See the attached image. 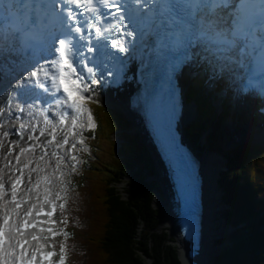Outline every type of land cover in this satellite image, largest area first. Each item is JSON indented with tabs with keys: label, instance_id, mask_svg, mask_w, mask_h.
<instances>
[{
	"label": "snow or ice",
	"instance_id": "6c2138e0",
	"mask_svg": "<svg viewBox=\"0 0 264 264\" xmlns=\"http://www.w3.org/2000/svg\"><path fill=\"white\" fill-rule=\"evenodd\" d=\"M0 6L13 9L7 0ZM15 9V15H0V48L48 44V57L22 80L30 84L26 96L38 90L51 103L31 111L37 95L31 105H0V264H66L71 177L84 162L79 154L88 151L84 132L96 128L89 107L99 103L93 86L119 78L125 64L120 54L128 53L132 38L157 50L196 45L224 61L247 60L244 87H251L257 58L264 84V36L258 40L239 17L222 23L216 0H53L51 6L24 0ZM143 17L151 21L148 27L139 23ZM57 236L63 237L58 244Z\"/></svg>",
	"mask_w": 264,
	"mask_h": 264
},
{
	"label": "trees",
	"instance_id": "16d2710c",
	"mask_svg": "<svg viewBox=\"0 0 264 264\" xmlns=\"http://www.w3.org/2000/svg\"><path fill=\"white\" fill-rule=\"evenodd\" d=\"M188 88L187 96H195L197 103L188 138L198 150L209 149L220 134L217 117L223 114L215 115L202 90L196 95L191 82ZM89 106L96 128L94 134H85L90 137L85 141L89 150L79 154L84 162L71 177L74 192L65 211L71 234L66 264H181L177 244L168 241L173 237L158 228L159 208L153 203L158 182L152 177L155 167L145 143L127 131L130 122L119 109L100 101ZM205 129V141L199 143ZM112 133L121 137L117 147ZM222 155L225 168L218 182L220 198L228 204L223 217L243 225L233 229L229 236L233 241L213 257V263L264 264V145L233 148ZM92 171L96 173L91 175ZM119 181H124L121 189ZM59 218L57 210L54 219ZM62 238L56 237L57 244ZM55 250L58 259V247Z\"/></svg>",
	"mask_w": 264,
	"mask_h": 264
},
{
	"label": "bare ground",
	"instance_id": "6f19581e",
	"mask_svg": "<svg viewBox=\"0 0 264 264\" xmlns=\"http://www.w3.org/2000/svg\"><path fill=\"white\" fill-rule=\"evenodd\" d=\"M14 64V60L12 59L11 56L7 55L6 53H1L0 54V67L2 69V71H7L9 73H6L0 80V97L1 95H4L5 91L9 89V85L10 82L15 81L19 74L22 72H25L26 70L29 69V65L27 62H25L24 64L19 65L18 67L11 68L12 65ZM12 70V71H11ZM95 88V93H98L101 96H105L108 98H114L112 97L111 93L109 90H101L96 88L95 86H93ZM114 100H116L117 102L120 103V105L122 106L123 110L129 114H131L134 118V121L136 123V125L140 126L141 128V118L139 116V112H138V101H134L133 99L128 98L127 96H123V93H120V96H117L114 98ZM0 104H3L2 101H0ZM248 115H244L243 117H247ZM245 120V119H244ZM131 121L133 122V119H131ZM244 124L246 126H244ZM248 123H245V121L241 122L242 126H236L234 129H232L229 134H227V137L229 139H233L234 142H237L239 140H244V141H248V139H250L252 137V135H243L241 134L244 127H248L249 125H247ZM131 126V124H130ZM202 160H203V168L206 169L207 172V178H206V190H207V201L210 202V186H211V176H212V170H211V166L214 165L216 166L217 160L218 158L214 155H212L210 152H205L202 155ZM157 161V166L159 165L158 160ZM158 178L161 179L162 182H164L163 176L160 174V170H158L157 175ZM163 186L164 190H165V184L161 183V187ZM212 202V201H211ZM165 214H166V219H168L169 223H174V217L171 215L169 208L167 206V203L165 204ZM211 211H212V207H211V203L208 204V207H206V216L202 217V221L205 220V240L206 242L208 241L207 237L211 236L210 233V228H211V219H210V215H211ZM161 216V214H160ZM212 216H214V213L212 212ZM171 230H173V227L171 228ZM174 242L177 244V247L179 248L180 251L183 250L184 245L182 244V242L177 238V240H174ZM225 245H222L221 247H216L212 242L210 243H206L204 244V249L207 253L206 259L204 260V262L202 264H209L210 259L220 253L223 250V247ZM181 255H183L181 253ZM183 264H188L185 263V260L183 262Z\"/></svg>",
	"mask_w": 264,
	"mask_h": 264
},
{
	"label": "rangeland",
	"instance_id": "374dc122",
	"mask_svg": "<svg viewBox=\"0 0 264 264\" xmlns=\"http://www.w3.org/2000/svg\"><path fill=\"white\" fill-rule=\"evenodd\" d=\"M23 82V81H22ZM11 83V82H10ZM17 84V80H15L13 83H12V85H9V89L8 90H6L5 91V93H4V97L2 98V95H1V97H0V101H2V103L4 104L6 101H8L9 102V100L11 99V98H14V99H12V100H10V103L12 104V105H15L17 102H23V103H25V104H27V103H30L31 102V100L28 98V97H26V95L24 94V90L26 89V87H25V83L24 84H22V85H16ZM35 93V92H34ZM8 94V95H7ZM7 95V96H6ZM2 98V99H1ZM37 104H39V103H37ZM117 106L120 108V110H122V112L125 114V115H127V116H129L131 119H133V122L130 120V122H131V126L129 127V131L130 132H134L135 130H136V132H139L138 130H139V128H140V126H138V125H136V123H135V121H134V118H133V116L131 115V114H129V113H125L124 112V110L123 109H121V106H120V104H117ZM239 115V108L237 109V116ZM239 124V123H238ZM221 130H222V133H227L226 131H225V122L223 123V125L221 126ZM140 133V135L144 138V136H143V133L140 131L139 132ZM27 135V134H26ZM26 135H25V139H26ZM104 135V134H103ZM113 133L111 134V136L113 137ZM46 137H41V139L43 140V139H45ZM116 141H117V139L115 138V136L113 137ZM141 138V137H140ZM115 141V142H116ZM236 145H245L244 143H240V142H238V143H235V144H226V143H224L223 142V140H222V137L221 138H219V139H217L213 144H212V146H211V149L212 150H209L210 152H213L212 154L213 155H215L214 153V150H223V152H225V147H228V148H232V147H234V146H236ZM205 152V151H204ZM208 153V152H207ZM215 156H217V155H215ZM156 172V171H155ZM94 173H96V171H92L91 172V175L92 174H94ZM154 176H156L157 175V173H154L153 174ZM124 178H127L126 177V175H124V177H123V179ZM124 184V181H119L118 183H117V187L119 188V189H121V187H122V185ZM163 187V186H162ZM162 187H161V185L160 184H158L157 186H156V188L154 189V199H153V203L155 204V205H158L160 208H159V216H158V218H159V222H158V228H161V229H164V230H166L167 231V236L168 237H170V232H171V228L170 227H168L167 229L166 228H163L164 227V224L165 223H168V219H166V214H165V204H166V200H164L165 198H164V195H163V190H162ZM164 189V188H163ZM205 204H207L206 203V201H205ZM204 211H206V205H205V210ZM160 214H161V216H160ZM214 227H217L218 228V221L215 223V221H212V223H211V228L213 229ZM169 232V233H168ZM168 241L169 242H171V243H173L174 241L173 240H170L169 238H168ZM225 241H231V240H229V239H225ZM177 254H178V257H179V260L181 261V259H182V256H181V254H180V252H178L177 251ZM145 260H148V258L147 259H145ZM209 264H214L213 263V259L211 258L210 259V261H209Z\"/></svg>",
	"mask_w": 264,
	"mask_h": 264
},
{
	"label": "clouds",
	"instance_id": "9594fccd",
	"mask_svg": "<svg viewBox=\"0 0 264 264\" xmlns=\"http://www.w3.org/2000/svg\"><path fill=\"white\" fill-rule=\"evenodd\" d=\"M158 208H160L159 206H158ZM160 211V210H159ZM159 216V215H158ZM164 227L167 229V227L165 226V224H164ZM217 231H219V230H217ZM169 233V232H168ZM205 227H204V230H203V232H202V238H201V240L203 241V242H206V240H205ZM231 235V233H229V234H227V235H225V236H223V238H225V239H230L229 238V236ZM170 236H172L173 237V241L174 240H176V238L174 237V235H171L170 234ZM213 236H215V232H214V234H213ZM220 238V240L219 241H215V239H218V238H212L211 239V237H209L208 238V241L206 242V243H210V242H212L216 247H221V241H223L222 240V238L221 237H219ZM210 239V240H209ZM232 241H233V239H231ZM230 244V241H225V243L224 244H222V245H229ZM185 247V246H184ZM181 254V253H180ZM181 256H183V255H181ZM206 256H207V253H206ZM206 256L204 257V260L206 259ZM185 258V257H184ZM187 260V258H185V263H188V264H190V263H194V262H199L200 260L202 261V263L204 262V260L202 259V258H199V257H197V260L196 261H194V259H193V261L194 262H192V259H191V261H186ZM183 262L184 261H182V259H181V261H180V263L181 264H183Z\"/></svg>",
	"mask_w": 264,
	"mask_h": 264
},
{
	"label": "water",
	"instance_id": "95a60500",
	"mask_svg": "<svg viewBox=\"0 0 264 264\" xmlns=\"http://www.w3.org/2000/svg\"><path fill=\"white\" fill-rule=\"evenodd\" d=\"M2 96H3V95H2ZM1 99H2V98H1ZM194 248H195V247L193 246L192 249H191V251H189V255H190V256H192V255L194 256V253H195V252H194L195 250H193ZM185 249H186V247H185ZM186 252H187V251H186ZM186 261H187V260H186ZM192 262H194V261L192 260ZM190 264H202V261L200 260V261L197 262V263L194 262V263H190Z\"/></svg>",
	"mask_w": 264,
	"mask_h": 264
}]
</instances>
